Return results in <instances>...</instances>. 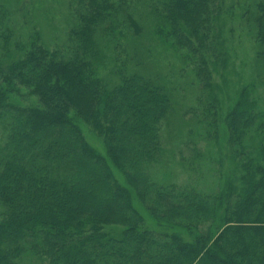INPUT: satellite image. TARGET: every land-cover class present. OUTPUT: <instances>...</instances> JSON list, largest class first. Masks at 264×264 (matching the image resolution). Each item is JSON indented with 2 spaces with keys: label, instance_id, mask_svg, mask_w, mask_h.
<instances>
[{
  "label": "trees",
  "instance_id": "1",
  "mask_svg": "<svg viewBox=\"0 0 264 264\" xmlns=\"http://www.w3.org/2000/svg\"><path fill=\"white\" fill-rule=\"evenodd\" d=\"M76 1L83 11L66 51L32 39L12 55V31L0 45V264L28 255L48 264H264V81L238 90L223 116L233 179L211 188L158 182L169 93L122 65L111 73L117 82L99 75L104 36L116 37L118 8L126 11L128 2ZM226 2L144 0L154 36L194 67L200 93L187 114L214 144L221 102L213 75L228 63L225 14L240 19L264 63V0ZM126 19L141 35L140 24ZM81 124L102 140L106 157L87 143ZM193 153L189 171L206 157ZM112 167L160 231L146 227ZM114 227L121 237L106 232Z\"/></svg>",
  "mask_w": 264,
  "mask_h": 264
},
{
  "label": "rangeland",
  "instance_id": "2",
  "mask_svg": "<svg viewBox=\"0 0 264 264\" xmlns=\"http://www.w3.org/2000/svg\"><path fill=\"white\" fill-rule=\"evenodd\" d=\"M230 1L227 0L225 8ZM233 1L234 5L238 4V0ZM127 2L126 11L118 8L121 18L119 22L117 21L116 37L104 36L105 42L112 43L111 47L105 42L101 44L106 58L103 59L99 75L107 82H117L111 73L122 65L128 70L140 71L169 93L172 113L164 125L162 134L164 157L153 171L154 178L162 183H189L209 188L215 187L219 182L224 183L229 178L233 179L237 169L228 157V139L223 116L232 106L238 90L253 81L258 83L264 81V63L256 58L258 47L255 41L247 35L246 27L241 25L240 19L232 16L228 18L226 14L223 16L222 27L225 20L228 21L227 29L223 28V37L229 42L228 63L224 69L217 67L213 75V82L219 88L221 102L219 140L217 144L208 143L202 136L204 126L193 118L192 113L187 114L191 108L197 106L196 100L200 93L193 73L194 67L183 66L182 56L165 47L154 36L153 21L149 18L150 13L144 5V0ZM115 4L118 3L115 1ZM82 9L76 0H0V45L3 44L5 34L12 31L10 46L12 55L15 54L14 50H17L16 44L26 45L32 39H38L46 48L66 51L70 46L68 42L70 32L78 24L75 18L78 13L82 14ZM236 12L238 11L235 10V16ZM128 14L142 27L141 35L135 36V32L129 30L126 22ZM3 56L5 60H11V57ZM25 95L27 103L34 102L28 92ZM197 114L200 115L201 111H197ZM80 126L87 143L101 156L106 157L102 140L89 126L85 124ZM3 138L4 132L0 126V143ZM195 148L206 157L203 161L194 163L195 171H189ZM112 171L118 182L131 192L134 207L144 216L146 227L160 231L155 228L148 212L138 202L135 192L126 184L121 173L114 167ZM106 232L119 238L123 230L114 227L107 228ZM37 262L28 255L21 264H48L46 261Z\"/></svg>",
  "mask_w": 264,
  "mask_h": 264
}]
</instances>
